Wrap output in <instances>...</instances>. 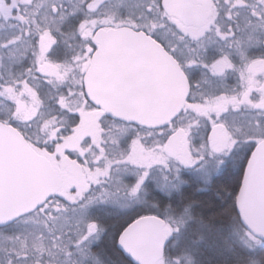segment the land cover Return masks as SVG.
<instances>
[{"label":"snow or ice","instance_id":"snow-or-ice-1","mask_svg":"<svg viewBox=\"0 0 264 264\" xmlns=\"http://www.w3.org/2000/svg\"><path fill=\"white\" fill-rule=\"evenodd\" d=\"M0 264H264V0H0Z\"/></svg>","mask_w":264,"mask_h":264}]
</instances>
